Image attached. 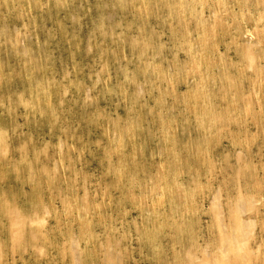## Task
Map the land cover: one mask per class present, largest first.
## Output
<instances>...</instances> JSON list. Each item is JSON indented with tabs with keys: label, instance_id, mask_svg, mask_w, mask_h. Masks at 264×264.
<instances>
[{
	"label": "rangeland",
	"instance_id": "374dc122",
	"mask_svg": "<svg viewBox=\"0 0 264 264\" xmlns=\"http://www.w3.org/2000/svg\"><path fill=\"white\" fill-rule=\"evenodd\" d=\"M0 264H264V0H0Z\"/></svg>",
	"mask_w": 264,
	"mask_h": 264
}]
</instances>
